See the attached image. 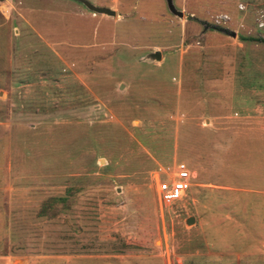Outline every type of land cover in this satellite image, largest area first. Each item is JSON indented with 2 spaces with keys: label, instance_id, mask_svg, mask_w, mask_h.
I'll use <instances>...</instances> for the list:
<instances>
[{
  "label": "rangeland",
  "instance_id": "1",
  "mask_svg": "<svg viewBox=\"0 0 264 264\" xmlns=\"http://www.w3.org/2000/svg\"><path fill=\"white\" fill-rule=\"evenodd\" d=\"M89 1H0V264H211L264 192V0Z\"/></svg>",
  "mask_w": 264,
  "mask_h": 264
},
{
  "label": "crops",
  "instance_id": "2",
  "mask_svg": "<svg viewBox=\"0 0 264 264\" xmlns=\"http://www.w3.org/2000/svg\"><path fill=\"white\" fill-rule=\"evenodd\" d=\"M258 195L248 201L246 197L244 217L235 216L236 226H244L245 240L216 247L209 258L211 264H264V192Z\"/></svg>",
  "mask_w": 264,
  "mask_h": 264
},
{
  "label": "built area",
  "instance_id": "3",
  "mask_svg": "<svg viewBox=\"0 0 264 264\" xmlns=\"http://www.w3.org/2000/svg\"><path fill=\"white\" fill-rule=\"evenodd\" d=\"M239 9H244V6L239 5ZM230 19L227 14H219L213 20L215 25L221 26L229 22ZM259 26L264 27V21L259 20ZM168 170H160L156 175V179L161 199L173 203L182 200L187 195L193 186L195 176L189 166L182 161H175Z\"/></svg>",
  "mask_w": 264,
  "mask_h": 264
},
{
  "label": "water",
  "instance_id": "4",
  "mask_svg": "<svg viewBox=\"0 0 264 264\" xmlns=\"http://www.w3.org/2000/svg\"><path fill=\"white\" fill-rule=\"evenodd\" d=\"M3 1V0H0ZM80 2H82L89 10L95 12V13H99V14H106L108 16H115L116 15V11L114 9H112L111 7L108 6H100V5H96L94 3H92L89 0H78ZM167 5L169 10L174 13L175 15L179 16V17H183L184 13L183 11L179 10L174 3V0H166ZM232 36H236V32L232 31L231 33ZM148 57L150 59H157L160 60L162 55L160 51H155L153 53H150L148 55ZM194 221V217H190L187 219V223H191Z\"/></svg>",
  "mask_w": 264,
  "mask_h": 264
},
{
  "label": "trees",
  "instance_id": "5",
  "mask_svg": "<svg viewBox=\"0 0 264 264\" xmlns=\"http://www.w3.org/2000/svg\"><path fill=\"white\" fill-rule=\"evenodd\" d=\"M243 40H251V41H261L264 42V38L262 37H242ZM72 195L71 189H67V195L65 196H52L50 197L45 203H43L42 207L40 208L39 211V216L42 217H50L53 218L57 214V206L59 204L63 205V209H69L70 204H69V196Z\"/></svg>",
  "mask_w": 264,
  "mask_h": 264
}]
</instances>
